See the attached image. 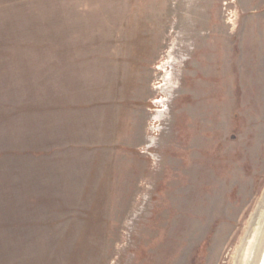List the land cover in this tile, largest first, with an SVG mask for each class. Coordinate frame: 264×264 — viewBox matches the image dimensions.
<instances>
[{
  "label": "rangeland",
  "instance_id": "1",
  "mask_svg": "<svg viewBox=\"0 0 264 264\" xmlns=\"http://www.w3.org/2000/svg\"><path fill=\"white\" fill-rule=\"evenodd\" d=\"M264 191V0H0V264H230Z\"/></svg>",
  "mask_w": 264,
  "mask_h": 264
},
{
  "label": "bare ground",
  "instance_id": "2",
  "mask_svg": "<svg viewBox=\"0 0 264 264\" xmlns=\"http://www.w3.org/2000/svg\"><path fill=\"white\" fill-rule=\"evenodd\" d=\"M264 258V191L259 197L230 264H262Z\"/></svg>",
  "mask_w": 264,
  "mask_h": 264
},
{
  "label": "water",
  "instance_id": "3",
  "mask_svg": "<svg viewBox=\"0 0 264 264\" xmlns=\"http://www.w3.org/2000/svg\"><path fill=\"white\" fill-rule=\"evenodd\" d=\"M262 261H263L262 264H264V258L262 259Z\"/></svg>",
  "mask_w": 264,
  "mask_h": 264
}]
</instances>
